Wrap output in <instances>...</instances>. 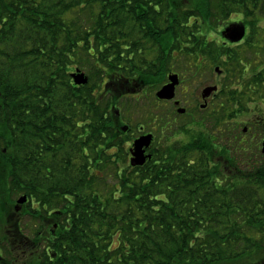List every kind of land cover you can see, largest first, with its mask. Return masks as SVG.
<instances>
[{
    "label": "trees",
    "instance_id": "1",
    "mask_svg": "<svg viewBox=\"0 0 264 264\" xmlns=\"http://www.w3.org/2000/svg\"><path fill=\"white\" fill-rule=\"evenodd\" d=\"M240 1L223 12L244 11L252 45L264 0ZM209 2L0 0V222L26 254L20 264H264V123L186 125L189 140L167 134L144 164L120 162L116 109L133 83L159 86L181 53L196 70L236 59L204 38ZM77 67L87 83L74 82ZM262 69L218 93L244 107L264 91ZM113 164L110 183L100 172ZM18 194L27 200L16 211ZM24 214L40 221L32 236ZM12 256L0 264H19Z\"/></svg>",
    "mask_w": 264,
    "mask_h": 264
},
{
    "label": "rangeland",
    "instance_id": "2",
    "mask_svg": "<svg viewBox=\"0 0 264 264\" xmlns=\"http://www.w3.org/2000/svg\"><path fill=\"white\" fill-rule=\"evenodd\" d=\"M229 4L232 7L230 0H210L207 4V9H209V13H211L209 20L210 26L207 28L204 38L206 37L205 39L208 44L211 47L213 46L212 50L214 53H216V49H219V46L223 44L222 40H224L223 38L226 35L225 26L234 20L242 18V15H244V11L241 12L237 10L236 7H234V10L230 13L223 12L224 9L227 10L231 8H229ZM235 10L240 11L241 14ZM256 23L257 27L253 28H257V41L252 45L241 42L238 45L232 46L235 49L234 54L236 59L231 60L228 67L218 64L222 69L220 71L216 69L217 65L215 63L209 64L208 62L209 65L204 63V65H202L203 68L200 70H196L195 67L188 65V60L183 64L184 58H186L184 57V53L180 54L181 58L177 64H172V68H175L172 71L179 73L181 81L176 86L175 97L181 100L179 106L187 108L186 113H179L177 111V106L173 103V99L171 101H163L161 98H157L156 91L160 88L162 81L158 84L159 86L154 85L150 87L140 83H133L137 85H134V89L127 90L121 96V99L117 103L118 110L116 109V111L119 112L118 116L121 124L129 126L127 131L122 130V134L126 139L124 142L126 150H128L133 140L142 132L153 133L154 141L151 148L154 149L156 146L162 147L167 134L170 140L179 138L187 141L191 137V133L198 134L202 129L210 132L215 126L223 128L228 125L236 126L237 122L240 124L239 127L241 130L245 127L247 129L252 125L257 131L259 125L264 123V91L261 95H255L253 99H248V102L246 101L248 104L244 103L245 106L243 110L237 111V114L233 113L234 111L231 110L234 102H231V104L228 102L227 104L225 100L226 96L219 94L218 90L212 91L209 95L204 97L206 100L200 99L201 91L207 86L218 85L219 88L222 83H246L247 80H251L253 77L256 78L255 70L257 66L263 68L262 70L264 71V12L259 13ZM243 24L246 26L244 22ZM246 27H248V25ZM149 56L151 57V54ZM92 62L93 61H91L89 65H92ZM81 70L88 76H91L88 69L85 67H82ZM225 77H227L228 82L225 81ZM94 78L97 80L95 75ZM125 85L129 86L132 84L124 83L121 87L124 88ZM231 85L232 84H228L227 87ZM238 86L240 85H236L235 83L234 87ZM239 89L242 90V88ZM227 95L230 96L231 93ZM200 103H206L205 107H201ZM250 106L252 107L251 111H249ZM236 107H238V105ZM228 111L230 112L228 113ZM213 113H216L214 115L216 119L212 116ZM226 113H228V115H226ZM162 115L166 117L169 125L172 123L171 126L163 124L160 120ZM206 120L210 121L208 125H206L208 122ZM198 121H200V124ZM185 126L186 129L191 130V133L183 128ZM173 133H175L174 137L172 136ZM3 146L5 145H1V147ZM122 159L123 160H120L122 167L127 166L128 168L131 165L129 153L127 152ZM113 166L114 164L104 168L102 170L104 172H100V175L110 183L117 179ZM100 188V192L105 193L102 187ZM19 197V194L13 196L15 199ZM16 203L17 202H14V204ZM21 209L22 206L19 210ZM15 218H17L15 215H10L8 220L14 222ZM19 220L23 223L24 234L27 236H32L38 227L40 228V221L34 220L29 214L21 215ZM3 225L4 224L0 222V258L3 256L7 259L13 255L11 258L12 261L14 260L13 258L17 256V262L20 264L22 258H25V256L22 257L21 255L26 254H23L20 249L11 245L9 238L10 234L6 228L7 226L5 225V227H2Z\"/></svg>",
    "mask_w": 264,
    "mask_h": 264
},
{
    "label": "water",
    "instance_id": "3",
    "mask_svg": "<svg viewBox=\"0 0 264 264\" xmlns=\"http://www.w3.org/2000/svg\"><path fill=\"white\" fill-rule=\"evenodd\" d=\"M245 31L246 29L244 24L233 23L225 28L226 35L225 34L224 35L225 37L229 38L231 41H239L245 35ZM216 69L220 71L219 66H217ZM72 77L76 84H85L89 80L88 75L78 67L74 72H72ZM169 79L170 81L167 84L163 85L161 89L157 91V96L159 98H167V99L174 98L176 85L179 83L178 73H171L169 75ZM216 88H217L216 85H210L205 87L202 90L203 97L209 95ZM175 103L179 104L180 101L176 100ZM205 105L206 103L201 104V107H205ZM177 110L179 113H184L186 111V108L184 106H179ZM122 129L127 130L128 125L126 124L123 125ZM152 140H153L152 133L142 134L134 139L133 145L130 148V151L132 153V157L130 158V163L132 166L142 165L146 162L147 159H150L152 157L151 153H146V148L151 145ZM263 151H264V145H263ZM26 200H27L26 194H23L19 198H17L15 209L19 210L21 205Z\"/></svg>",
    "mask_w": 264,
    "mask_h": 264
},
{
    "label": "flooded vegetation",
    "instance_id": "4",
    "mask_svg": "<svg viewBox=\"0 0 264 264\" xmlns=\"http://www.w3.org/2000/svg\"><path fill=\"white\" fill-rule=\"evenodd\" d=\"M247 32V31H246ZM224 40H222V43H223V45H231V46H234V45H238V44H240L241 42H243V41H245V39H246V35H245V37L241 40V41H239V42H231V41H229L228 39H226L225 37L223 38ZM173 71L170 69H168L167 70V74H166V76L165 77H163V81L161 82V85H160V88L163 86V85H165V84H167L169 81H170V79H169V74L170 73H172ZM181 82V81H180ZM220 89V87L218 88V85H217V90H219ZM158 90V89H157ZM198 97H200V96H198ZM200 99H205V98H202V94H201V98ZM163 101H171L172 99H162ZM177 100V98L175 97L174 99H173V103L175 104V101ZM206 100V99H205ZM181 101V100H180ZM176 106L178 107L179 106V104H176ZM237 109H239V110H243V107H236V108H233L232 110L233 111H236ZM251 109H252V107L250 106L249 107V111H251ZM143 133V132H142ZM142 133H140V134H142ZM146 133V132H145ZM154 141V140H153ZM152 144H153V142H152ZM152 147V145L149 147V148H147L146 149V153H150V148ZM129 153V156L131 157V154H130V152H128Z\"/></svg>",
    "mask_w": 264,
    "mask_h": 264
}]
</instances>
